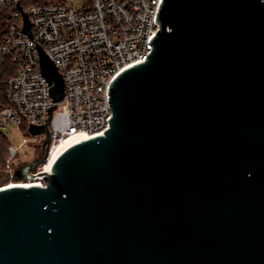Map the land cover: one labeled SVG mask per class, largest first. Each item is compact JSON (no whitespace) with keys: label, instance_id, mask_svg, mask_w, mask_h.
<instances>
[{"label":"water","instance_id":"95a60500","mask_svg":"<svg viewBox=\"0 0 264 264\" xmlns=\"http://www.w3.org/2000/svg\"><path fill=\"white\" fill-rule=\"evenodd\" d=\"M160 7L154 50L109 88L110 128L66 148L44 187L0 189V264H264V0ZM55 109L14 182L46 162Z\"/></svg>","mask_w":264,"mask_h":264},{"label":"built area","instance_id":"2783aa9c","mask_svg":"<svg viewBox=\"0 0 264 264\" xmlns=\"http://www.w3.org/2000/svg\"><path fill=\"white\" fill-rule=\"evenodd\" d=\"M163 1L0 0V75L7 77L3 101L0 93V134L10 126H25L30 135L29 127L45 125L56 106L48 126L51 144L46 162L31 172L32 181L14 182L17 169L42 157L46 137L30 135L24 140L41 149L30 163H23L10 146L4 166L8 181L1 188L44 187L42 175L51 173L53 147L71 136L91 138L110 128L109 88L154 50L149 42L160 30L156 17ZM23 13L30 36L24 31ZM39 47L63 78V102L54 103L51 85L41 75Z\"/></svg>","mask_w":264,"mask_h":264},{"label":"rangeland","instance_id":"374dc122","mask_svg":"<svg viewBox=\"0 0 264 264\" xmlns=\"http://www.w3.org/2000/svg\"><path fill=\"white\" fill-rule=\"evenodd\" d=\"M6 138L7 143L17 149L19 159L23 161V163H30L38 157L40 153V148L24 144V140L31 139V136L26 133V127L22 126H10L7 131L3 134ZM38 139H42L39 137ZM7 176L4 174L0 177V188L7 184Z\"/></svg>","mask_w":264,"mask_h":264},{"label":"bare ground","instance_id":"6f19581e","mask_svg":"<svg viewBox=\"0 0 264 264\" xmlns=\"http://www.w3.org/2000/svg\"><path fill=\"white\" fill-rule=\"evenodd\" d=\"M89 139V136H71L68 139H64L61 141V143H59L57 146L53 147L54 149L52 150L50 157H49V162H48V171L49 169H51V167L53 166L54 162L56 161V159L66 150V148H69L70 146L83 141ZM10 187H20V186H15L12 185Z\"/></svg>","mask_w":264,"mask_h":264},{"label":"trees","instance_id":"16d2710c","mask_svg":"<svg viewBox=\"0 0 264 264\" xmlns=\"http://www.w3.org/2000/svg\"><path fill=\"white\" fill-rule=\"evenodd\" d=\"M6 79L7 77L4 75V73H2V75H0V93L2 91V101H3V96H4L3 86L5 84ZM9 147L10 145L7 143L6 138L3 135V133L0 134V177L5 174L4 166L7 161Z\"/></svg>","mask_w":264,"mask_h":264}]
</instances>
